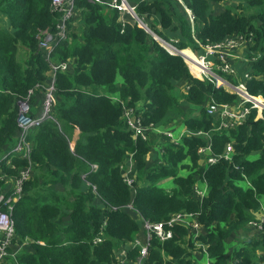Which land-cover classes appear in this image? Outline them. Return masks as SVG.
Wrapping results in <instances>:
<instances>
[{
  "label": "trees",
  "instance_id": "16d2710c",
  "mask_svg": "<svg viewBox=\"0 0 264 264\" xmlns=\"http://www.w3.org/2000/svg\"><path fill=\"white\" fill-rule=\"evenodd\" d=\"M113 1L74 0L77 18L49 59L52 64L70 61L71 70L55 75L53 119L27 137L32 172L13 207V245L19 250L7 264H120L117 250L142 233L131 212L151 223L191 214L203 231L195 241L207 249L210 264H264V223L260 232L246 233L264 210V113L258 118L253 110L235 129L216 131L218 117L207 113L209 106L233 105L237 96L194 78L181 56L170 54L136 21L121 22L125 14L111 7ZM125 1L153 34L188 59L187 49L196 52L199 45L242 37L245 88L264 99V0H240L237 7H219L228 0ZM0 14L12 30L0 28V172L14 179L27 161L12 157L7 164L1 158L19 136L18 103L32 90L36 110L51 80L38 44L45 33H54L58 14L51 0H0ZM221 77L237 83L230 75ZM178 83H184L187 109L173 93ZM109 95L125 107L141 105L144 126L180 121L185 129L207 135L184 136L179 143L164 135L154 141L135 138L122 107ZM75 128L79 137L72 145ZM227 144L233 148L228 160L222 157ZM206 147L220 156L216 164L199 154ZM156 148L160 162L149 165L146 156ZM129 158L135 174L127 185ZM180 170L188 174L181 176ZM165 179L173 188L158 186ZM197 182L206 186L201 200L194 193ZM172 234L165 243L150 242L147 264H163L162 252L171 259L168 264L197 263L190 228L176 225ZM232 236L242 242L228 262L225 244ZM98 237L102 240L94 244ZM139 253L138 247L129 251L131 263Z\"/></svg>",
  "mask_w": 264,
  "mask_h": 264
},
{
  "label": "built area",
  "instance_id": "2783aa9c",
  "mask_svg": "<svg viewBox=\"0 0 264 264\" xmlns=\"http://www.w3.org/2000/svg\"><path fill=\"white\" fill-rule=\"evenodd\" d=\"M93 1L100 2V0ZM140 1L144 2L146 0ZM177 1L182 4L181 0ZM120 2L121 3L117 5L116 0L113 1L111 7L116 8L119 11H129L131 15L132 13H134V7H130L128 5V8L126 9V6L123 4L122 0H120ZM121 6H124V10H122ZM183 7L187 12L190 21L192 22L193 18L191 13L185 6ZM51 8L54 13L58 14L55 31L54 33H45L38 44L39 50L43 53L46 61L50 65L51 80L49 81L48 86L44 88L43 100L41 102V105L36 110L32 111L30 103V98L33 94L32 90L29 91L26 98L22 99L18 103L17 126L19 129V136L15 146L11 149V151L4 154L1 158L2 160H5L7 164H10L12 157H20L27 161V166L19 171V174L16 178L10 180L0 172V181L4 183L3 187L0 188V264H4L8 258H13L16 252L19 250L18 247L13 245V242L16 239V235L12 213L14 204L23 196V185L26 181L29 180L32 172L30 161L31 149L27 141V137L31 130L39 127L45 121L53 119L52 115L53 107L55 106L54 103L56 92L55 75L58 72H70L71 70L70 61L52 64L50 63L49 59L54 51L55 45L59 41L64 40L67 36L68 24L75 16L74 0H51ZM161 41L163 42V44L161 42V46L164 47L170 54L175 55V53H178L177 51L179 50L174 48L170 43H167L163 40ZM242 41V37L235 36L226 38L219 43L199 45L201 50L200 54L188 49L197 63L200 64L199 70L192 67L190 65V60L183 53V51H180L182 53V59L184 60L190 74L194 78L209 81L217 87H224L231 93L235 94L238 98V102L233 105H216L213 103L209 106L207 113L209 115H215L218 117L216 131L219 132H227L235 129L238 125L242 124L248 118L249 114L253 110L257 112L258 118H262V115L264 113V99L261 97L250 95L245 88L243 79L247 77L246 72L243 73L241 82H237L235 85L231 84L221 77L222 75H235L232 60L236 49L244 45ZM185 58H187L188 60H185ZM246 62L248 63V61ZM108 97L110 98V101L112 103L120 105L122 107L123 116L127 121L128 127L134 134L135 138L141 137L142 139H145V131H147L148 133H152L154 135H164L165 137L169 138L171 142L179 143L181 138H183L184 136L203 135V137H206L207 135L198 131L187 130L185 128L177 134L172 130L173 125L168 128L154 127L152 125L144 126L141 112L137 111L136 107H125L120 98L116 95H109ZM255 100L260 102L261 108L257 106ZM232 153V145L227 144L225 150L223 151L222 157L228 160L232 156ZM199 154L201 156H203L204 154H207L209 156L207 158V163L209 165L216 164L220 158V156H212L209 147L200 149ZM91 169L94 170L96 168L92 167ZM126 172L125 181L127 185H130L132 178L129 177ZM200 184H203V187H200ZM194 193L199 200L204 198V196L206 195L205 184L197 182L194 187ZM127 208L131 209V206H127ZM260 210H262V207ZM263 223L264 210H262V215L259 220L252 221L247 226L248 229L254 230L255 232H260L262 230ZM176 225H182L184 227L190 228L196 249L201 248V251L204 253L205 261L203 263L197 262L196 264H210V255L207 253V249L195 241L200 234H203V231L202 227L199 225L196 219V216H193L191 214H173L167 220L157 223H151L141 220V230L145 234L144 244H140L139 240L136 239L134 242L129 243L132 244L130 248L118 249L116 254L117 261L120 264H144L147 261V253L150 242L157 240L160 243H165L171 240L173 236L172 230ZM101 240V237H98L93 242L94 244H96ZM141 246L143 247L141 248ZM135 247L140 248V253L137 259L131 263V261L128 259V255L129 251ZM161 258L163 264H168L171 261L168 255H164L163 252Z\"/></svg>",
  "mask_w": 264,
  "mask_h": 264
},
{
  "label": "rangeland",
  "instance_id": "374dc122",
  "mask_svg": "<svg viewBox=\"0 0 264 264\" xmlns=\"http://www.w3.org/2000/svg\"><path fill=\"white\" fill-rule=\"evenodd\" d=\"M240 3V0H228L222 4H220L219 7L221 6H225V7H237V5ZM122 10H124V6H121ZM124 13L125 16L120 20L121 22H126L127 19H131L132 21L135 22V19L132 17V15L129 13V11H120V13ZM127 16V17H126ZM77 18V14L74 16ZM2 17L0 16V28L2 29H6L7 26H6V23L4 20H1ZM79 20V19H78ZM79 25H76L75 28H79L78 27ZM80 29V28H79ZM79 29H75V32L77 34V30ZM148 34V33H147ZM78 35V34H77ZM70 37V36H69ZM159 43V42H158ZM160 44V43H159ZM246 46H241L239 47L238 49H236V51L234 52V56H238L239 58L235 59V66H234V71H235V75L236 77L239 78V75L240 73L246 68L247 66V53H246ZM197 55V54H196ZM189 57H190V60L194 61L192 62L193 64L196 62V60L194 59V57L191 55V53H189ZM244 66V67H243ZM245 72V70H244ZM234 78V80H237L238 78H236L235 76H232ZM242 80V78H241ZM238 82H241V81H238ZM184 83H178L175 85V88L173 90V93L174 95L176 96V98L178 99L180 105L184 108V109H187L188 108V105L186 106V103L184 102ZM238 102V98H236V102L233 103V104H236ZM261 114V113H260ZM258 115H259V112H258ZM173 123V126H172V130L174 128H177V125H175L176 122H171V124L167 125V126H164V127H170ZM145 135L149 138L150 141H154L155 138H156V135L152 134V133H148L147 131H145ZM203 136V135H202ZM151 154L148 156V161L147 163L148 164H154L155 162L159 163L160 162V157H161V153H160V149L156 148L154 149L152 152H150ZM132 164H133V168H132ZM127 166H128V169L127 170H131L134 169V166H135V161L131 158H129L128 162H127ZM134 174H135V170H134ZM188 174V172L186 170H180V175L181 176H186ZM130 177V176H129ZM133 178V177H131ZM10 180V179H9ZM158 186L160 187H163L167 190L171 189L173 187V183L171 181V179H165V180H162L160 182H158ZM200 187H203V184H200ZM57 190H61L60 188H56ZM131 214L133 216H136V214L134 212H131ZM250 232V233H249ZM245 233V232H244ZM246 233H249L247 236L249 237L252 233H254V230H251V229H246ZM242 242V239L241 238H238V237H234L232 236L230 239H228L226 241V244H225V256L228 260V262L230 261V259L228 258L229 254L232 252V250L240 245ZM143 246H141L142 248ZM199 248H197L195 252V256H196V260L197 262H199V260L203 257L204 253L201 251L199 252L198 251ZM198 257V259H197ZM7 263H10V260L6 261L4 264H7ZM144 264H147V262H145Z\"/></svg>",
  "mask_w": 264,
  "mask_h": 264
},
{
  "label": "crops",
  "instance_id": "0c3cea01",
  "mask_svg": "<svg viewBox=\"0 0 264 264\" xmlns=\"http://www.w3.org/2000/svg\"><path fill=\"white\" fill-rule=\"evenodd\" d=\"M0 16L2 17V19L1 20H4L5 21V23H6V26H7V28L5 29V31H8V32H12V30L10 29V26H9V23H8V21H7V19L3 16V15H1L0 14ZM188 50V49H187ZM196 53H201V50L200 51H196ZM237 58H239L238 56L236 57V56H234L233 57V66H235V59H237ZM189 60H190V57H189ZM190 62H191V66L192 67H194L195 69H199L198 68V64H197V61L193 64L192 63V61L190 60ZM244 67V66H243ZM244 70H246V68L244 69ZM244 70L240 73V75H239V78L238 77H236V75H234L236 78H238L237 80H235L236 82H238V81H241V78H242V76H243V73H244ZM136 108H137V111H140V110H142V107H141V105H137L136 106ZM172 125H173V123H172ZM175 125H177V128H174L173 129V131L175 132V133H179L182 129H184V126H182L181 125V123H180V121H178V122H176L175 123ZM163 128H165V127H163ZM166 128H168V127H166ZM76 129L77 128H75L74 129V132H73V134H72V137H71V144L72 145H74L75 143H76V141H77V139H78V137H79V130L78 131H76ZM151 153H149L147 156H146V162L148 161L147 159H148V156L150 155ZM155 163H157V162H155ZM150 165V164H149ZM132 168H133V164H132ZM131 168V170L129 169V170H127V175L128 176H130V177H133L134 176V170H135V166H134V169H132ZM174 186V185H173ZM173 188V187H172ZM165 189V188H164ZM135 219V218H134ZM136 221H138V223H140L141 222V220H140V218L136 215V219H135ZM144 232L142 231V233L141 234H139L138 236H137V240H139V242H140V244H144ZM132 246V244H126L125 246H123L122 248L123 249H128V248H130ZM121 248V249H122ZM199 252H201V251H199ZM197 259H198V257H197ZM205 261V259H204V255H203V257L199 260V262H201V263H203Z\"/></svg>",
  "mask_w": 264,
  "mask_h": 264
},
{
  "label": "water",
  "instance_id": "95a60500",
  "mask_svg": "<svg viewBox=\"0 0 264 264\" xmlns=\"http://www.w3.org/2000/svg\"><path fill=\"white\" fill-rule=\"evenodd\" d=\"M123 4L128 8V4L125 0H122ZM132 17L135 19V21L137 22L138 24V27L142 28L146 33H148L149 35H151L153 37L154 40H156L157 42L160 43L161 45V39L158 38L155 34H153L148 28L147 26L140 20L138 19L136 16H135V13H132ZM163 44V42H162ZM177 51V50H176ZM178 53H175V55H178V56H182L181 52L180 51H177ZM209 154V153H208Z\"/></svg>",
  "mask_w": 264,
  "mask_h": 264
},
{
  "label": "bare ground",
  "instance_id": "6f19581e",
  "mask_svg": "<svg viewBox=\"0 0 264 264\" xmlns=\"http://www.w3.org/2000/svg\"><path fill=\"white\" fill-rule=\"evenodd\" d=\"M126 9H127V7H125ZM198 64V68L200 69V64L199 63H197ZM198 69V70H199ZM255 102H256V104H257V106L259 107V108H261V106H260V102L259 101H257V100H255Z\"/></svg>",
  "mask_w": 264,
  "mask_h": 264
}]
</instances>
